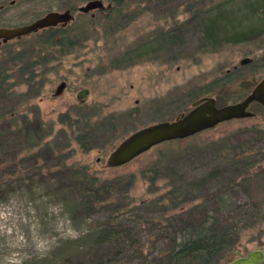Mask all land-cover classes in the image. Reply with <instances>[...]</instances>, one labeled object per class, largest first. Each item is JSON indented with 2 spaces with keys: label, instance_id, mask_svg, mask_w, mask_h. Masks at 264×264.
<instances>
[{
  "label": "rangeland",
  "instance_id": "374dc122",
  "mask_svg": "<svg viewBox=\"0 0 264 264\" xmlns=\"http://www.w3.org/2000/svg\"><path fill=\"white\" fill-rule=\"evenodd\" d=\"M88 1L0 0L5 28L74 6L56 24L71 44H42L35 32L0 39V264H162L181 220L204 211L243 226L217 264L256 249L264 254L259 103L249 105L250 117L106 164L134 130L172 120L202 96L237 101L264 76V32L243 42L220 34L224 40L213 45L203 30L209 10L221 13L223 26L230 19L256 25L264 0H101L103 9L80 11ZM62 113L71 126L58 120ZM81 129L95 132L86 151L74 139ZM84 171L97 178L94 197L82 195ZM174 175L199 180L193 191L181 184V192L167 194L178 183ZM109 225L121 237L96 238Z\"/></svg>",
  "mask_w": 264,
  "mask_h": 264
},
{
  "label": "trees",
  "instance_id": "16d2710c",
  "mask_svg": "<svg viewBox=\"0 0 264 264\" xmlns=\"http://www.w3.org/2000/svg\"><path fill=\"white\" fill-rule=\"evenodd\" d=\"M121 0H116V5H120ZM71 10L74 6H70ZM114 7H110L107 10V14L113 11ZM208 14L207 22L204 24V37L206 41H209L211 44H216L221 39V35L230 36V41L232 42H243L246 38L244 36H257L264 32V7L261 11L257 12L253 17H257V21L262 23L261 25H237L232 19L227 22L226 26H223L219 23L220 12L217 10H209L206 12ZM219 14V15H218ZM236 18V13L233 11L230 12ZM202 18V17H200ZM234 18V17H233ZM34 34L38 35V41L42 44H47L49 46L71 44L72 41L68 40V33L66 27L55 25L48 26L42 29H39ZM221 40H224L223 38ZM226 40V39H225ZM220 42V41H219ZM35 62V61H33ZM33 62L28 63L30 67L33 66ZM24 67H20L21 71H24ZM0 71V75L2 72ZM8 75L4 74L1 79L7 78ZM251 89V88H250ZM58 120L62 123H66L68 126L72 125V121L67 113H62L59 115ZM92 130H96L95 128ZM62 131V129H60ZM89 132L86 130H78L75 134L74 139L79 143V146L82 150L86 151L90 148V139L93 137L95 132ZM192 136V135H191ZM183 139V138H182ZM182 139H174L175 141H181ZM166 142V141H164ZM163 143V142H161ZM46 143H39L40 150H46L49 147ZM160 144V143H159ZM213 175L211 172L207 174V177ZM157 175L152 172L150 180L152 184L158 178ZM84 185L82 186V195L87 197L98 195L97 178L93 175H88L84 171ZM172 182H178L175 184L173 190H168L167 194L174 192L182 191L181 184H185V189L188 191L194 190L195 178L184 179L181 176L174 175L172 177ZM108 183H104L103 188L108 189ZM166 194L160 195L159 198H163ZM192 196H195L193 193ZM199 203L196 205L198 206ZM201 204V203H200ZM199 204V207H200ZM177 206L176 204L174 205ZM182 226L179 229V232L172 237V243L164 253L163 258L164 262L162 264H217L220 258L226 253L232 250V247L237 243L239 233L243 226L238 224V221H227V218L222 222L217 214L209 213L204 211V214L200 218H194L193 220L184 221L181 220ZM243 221V220H242ZM122 235V230L114 226H107L105 228H100L96 231V238L101 239H118Z\"/></svg>",
  "mask_w": 264,
  "mask_h": 264
},
{
  "label": "water",
  "instance_id": "95a60500",
  "mask_svg": "<svg viewBox=\"0 0 264 264\" xmlns=\"http://www.w3.org/2000/svg\"><path fill=\"white\" fill-rule=\"evenodd\" d=\"M94 8H103L102 1L89 0L78 9L87 12ZM71 16L70 9L63 12L53 11L25 25L11 28L0 27V39L6 41L19 38L44 27L55 26L59 22L70 19ZM246 60L242 59L241 63ZM80 97L81 93L78 95V98ZM253 102L264 107V76L237 101L217 104L213 96H202L193 100L191 107L174 119L156 121L134 130L109 153L106 164L110 167L120 166L161 142L189 137L229 119L250 117L253 112L248 107ZM263 257V252L256 249L245 256L231 257L229 264H257Z\"/></svg>",
  "mask_w": 264,
  "mask_h": 264
},
{
  "label": "flooded vegetation",
  "instance_id": "af4514ba",
  "mask_svg": "<svg viewBox=\"0 0 264 264\" xmlns=\"http://www.w3.org/2000/svg\"><path fill=\"white\" fill-rule=\"evenodd\" d=\"M112 1H116V0H112ZM71 9V8H70ZM99 9H103V8H99Z\"/></svg>",
  "mask_w": 264,
  "mask_h": 264
}]
</instances>
